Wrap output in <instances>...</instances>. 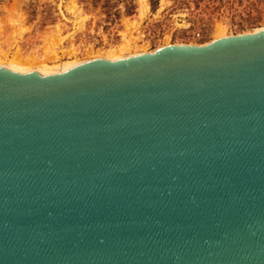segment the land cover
<instances>
[{
    "label": "water",
    "instance_id": "obj_1",
    "mask_svg": "<svg viewBox=\"0 0 264 264\" xmlns=\"http://www.w3.org/2000/svg\"><path fill=\"white\" fill-rule=\"evenodd\" d=\"M0 264H264V28L0 65Z\"/></svg>",
    "mask_w": 264,
    "mask_h": 264
},
{
    "label": "rangeland",
    "instance_id": "obj_2",
    "mask_svg": "<svg viewBox=\"0 0 264 264\" xmlns=\"http://www.w3.org/2000/svg\"><path fill=\"white\" fill-rule=\"evenodd\" d=\"M221 25L224 36L264 28V0H0V65L58 66L128 43L122 56L204 44Z\"/></svg>",
    "mask_w": 264,
    "mask_h": 264
},
{
    "label": "bare ground",
    "instance_id": "obj_3",
    "mask_svg": "<svg viewBox=\"0 0 264 264\" xmlns=\"http://www.w3.org/2000/svg\"><path fill=\"white\" fill-rule=\"evenodd\" d=\"M144 4V6L143 7H146L147 8V4L146 3H143ZM142 7V8H143ZM148 9V8H147ZM142 11V10H141ZM146 11V10H145ZM143 12V11H142ZM144 13V12H143ZM142 13V14H143ZM219 25V24H218ZM224 32H225V29H224V27L221 25V26H219L218 27V30H217V37H218V35H219V37L218 38H220V37H224ZM216 35V34H215ZM214 35V36H215ZM226 36V35H225ZM216 38V37H215ZM128 39V38H127ZM127 43V42H126ZM128 45H129V43H128ZM128 45H126V44H124V46H122V47H120V50L122 51L123 49H125V48H129L128 47ZM133 45V44H132ZM132 45H130V48H131V46ZM135 46V45H134ZM136 46H137V44H136ZM142 47V46H141ZM143 47H144V45H143ZM135 48V47H134ZM145 48V47H144ZM133 49V48H132ZM120 50H117V49H115V48H112L111 50H109V51H106L107 53H106V55L107 56H109V57H111V58H118V57H121L122 56V52L120 51ZM126 50V49H125ZM124 50V51H125ZM135 50V49H134ZM143 50H145V49H143ZM137 51V50H136ZM140 52V51H139ZM105 53V52H104ZM133 53V52H132ZM141 53H144V52H141ZM136 54H140V53H136ZM55 55H57V54H55ZM124 55V54H123ZM58 56V55H57ZM134 56V55H133ZM59 58V57H58ZM20 60V59H19ZM17 60L15 63H13L12 65H9V66H7V67H11V66H17V65H26V66H29L30 67V65L32 64L31 63V61L29 62V61H23V59L22 60ZM69 61V60H68ZM68 61H64V62H62L61 61V63L58 65V66H61V65H63V64H65L66 62H68ZM12 63V62H11ZM35 63V62H34ZM8 64H10V63H8ZM36 65V64H35ZM39 65V64H38ZM52 65V64H51ZM55 65V64H54ZM37 66V65H36ZM50 66V65H49ZM43 67H48L47 65H41V66H39V68H43Z\"/></svg>",
    "mask_w": 264,
    "mask_h": 264
},
{
    "label": "built area",
    "instance_id": "obj_4",
    "mask_svg": "<svg viewBox=\"0 0 264 264\" xmlns=\"http://www.w3.org/2000/svg\"><path fill=\"white\" fill-rule=\"evenodd\" d=\"M201 37H202V35H201L200 31L195 32V34H194L195 39H200Z\"/></svg>",
    "mask_w": 264,
    "mask_h": 264
}]
</instances>
